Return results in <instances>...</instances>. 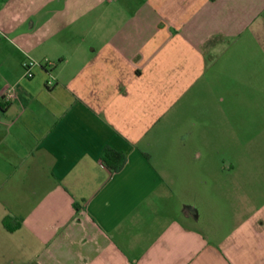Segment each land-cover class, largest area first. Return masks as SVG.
<instances>
[{
	"label": "crops",
	"instance_id": "1",
	"mask_svg": "<svg viewBox=\"0 0 264 264\" xmlns=\"http://www.w3.org/2000/svg\"><path fill=\"white\" fill-rule=\"evenodd\" d=\"M50 1L0 18V264H264L231 107L264 0Z\"/></svg>",
	"mask_w": 264,
	"mask_h": 264
},
{
	"label": "rangeland",
	"instance_id": "2",
	"mask_svg": "<svg viewBox=\"0 0 264 264\" xmlns=\"http://www.w3.org/2000/svg\"><path fill=\"white\" fill-rule=\"evenodd\" d=\"M54 7L53 1L46 4L41 0H0V18L8 27L30 29L36 34L41 30V14L50 13ZM261 37H255L246 51L238 53V59H246L247 64L237 69V97L231 100V107L237 145L246 142L262 147L258 150L264 156V39Z\"/></svg>",
	"mask_w": 264,
	"mask_h": 264
},
{
	"label": "built area",
	"instance_id": "3",
	"mask_svg": "<svg viewBox=\"0 0 264 264\" xmlns=\"http://www.w3.org/2000/svg\"><path fill=\"white\" fill-rule=\"evenodd\" d=\"M39 62H37L34 59H27L23 62L22 67H23V76L27 78H31L33 76V68L38 65ZM43 64L47 67H51L54 63L48 59H45L43 61ZM48 83H51L49 80Z\"/></svg>",
	"mask_w": 264,
	"mask_h": 264
},
{
	"label": "trees",
	"instance_id": "4",
	"mask_svg": "<svg viewBox=\"0 0 264 264\" xmlns=\"http://www.w3.org/2000/svg\"><path fill=\"white\" fill-rule=\"evenodd\" d=\"M3 224L6 226L7 224H6V219L5 220H3Z\"/></svg>",
	"mask_w": 264,
	"mask_h": 264
}]
</instances>
